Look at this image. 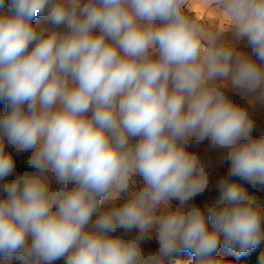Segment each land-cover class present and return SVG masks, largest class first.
<instances>
[{"label": "clouds", "instance_id": "9594fccd", "mask_svg": "<svg viewBox=\"0 0 264 264\" xmlns=\"http://www.w3.org/2000/svg\"><path fill=\"white\" fill-rule=\"evenodd\" d=\"M210 2L224 21L215 29L189 0H10L0 15L6 260L168 264L187 251L188 264H225L215 256L221 243L244 255L264 240V214L228 183L264 186V132L254 138L255 121L226 94L264 107V0ZM226 34L246 39L256 59L237 53ZM193 138L209 140L217 164L230 161L216 183L226 203L207 214L190 202L208 188L213 161L188 150ZM5 140L17 155L30 153L33 169L11 182ZM122 196L89 227L103 198ZM153 235L159 249L146 252Z\"/></svg>", "mask_w": 264, "mask_h": 264}, {"label": "rangeland", "instance_id": "374dc122", "mask_svg": "<svg viewBox=\"0 0 264 264\" xmlns=\"http://www.w3.org/2000/svg\"><path fill=\"white\" fill-rule=\"evenodd\" d=\"M78 2L83 5L86 0H78ZM11 12L10 0H4V5L0 8V15L9 14ZM46 14V13H45ZM45 23L44 16H39L33 20V24L35 25H43ZM232 101L245 109H247L250 117L255 121L257 125L258 131L253 132L254 138H259V135L264 132V107L254 105L251 103L248 97L241 96L239 94L229 92L228 96ZM132 142H135L134 140ZM210 143L208 139L203 140L200 143H196L195 139L193 138V143L189 147L190 152L196 153L201 159H210L213 161L212 166L209 169L210 176H209V185L206 191L202 195H198L195 197L193 201L190 203H194L199 206L205 214L213 208L223 206L226 201L221 199L222 193L216 187V183L218 180L227 177L229 168H230V161L224 163L222 165L216 163L217 153L209 151ZM5 152H12L13 160L15 165V170L13 175L8 177V182H11L17 176H21L24 172L33 171V169L29 168L27 165V160L29 159L30 153H21L17 155L15 151L7 146V141L5 140ZM228 183H236L240 185V187L245 191L246 196L252 200L255 207L259 208L261 213L264 214V186L257 185L253 187L251 184L241 180L239 177H228ZM53 188H55V183L53 182ZM140 187L139 184L136 185L138 189ZM125 197H121L118 200H112L110 198H103L97 210L92 217V221L89 224L95 221L96 216L99 215L101 212L112 208L113 206H120L124 203ZM172 208L175 209L178 206V201L173 200L171 204ZM262 226H264V220H262ZM138 233V229H132L130 232L126 234L127 238H131ZM116 234H124L122 229H118ZM223 240V238H221ZM141 247L146 252H155L159 249V244L155 238V235L152 236L151 239L145 240L142 242ZM257 247H264V240ZM234 254L233 252L229 251L228 249L223 247L221 243L220 248L215 253V256L221 258L223 261L226 256ZM191 253L187 251H180L173 255L168 264H188V262L192 259ZM0 264H23L22 258L17 255L12 257L10 260H6L4 256L0 255ZM55 264H65V258H61L57 260ZM264 264V263H262Z\"/></svg>", "mask_w": 264, "mask_h": 264}, {"label": "crops", "instance_id": "0c3cea01", "mask_svg": "<svg viewBox=\"0 0 264 264\" xmlns=\"http://www.w3.org/2000/svg\"><path fill=\"white\" fill-rule=\"evenodd\" d=\"M191 11L198 16L201 20H204L209 28L215 29L220 25H223L224 21L221 20L215 11L213 10L210 0H189ZM225 41L231 43L235 51L239 54L246 55L252 59H256L251 46L247 40L232 41L230 35H225ZM229 90H226V94H229ZM233 94V92H232ZM230 97V95H229Z\"/></svg>", "mask_w": 264, "mask_h": 264}, {"label": "trees", "instance_id": "16d2710c", "mask_svg": "<svg viewBox=\"0 0 264 264\" xmlns=\"http://www.w3.org/2000/svg\"><path fill=\"white\" fill-rule=\"evenodd\" d=\"M8 111L6 101L0 100V116ZM225 264H262L264 263V247H256L244 255L230 254L224 259Z\"/></svg>", "mask_w": 264, "mask_h": 264}]
</instances>
